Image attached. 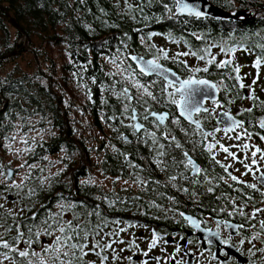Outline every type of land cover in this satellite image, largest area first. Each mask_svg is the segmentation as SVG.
Wrapping results in <instances>:
<instances>
[{"label": "trees", "instance_id": "1", "mask_svg": "<svg viewBox=\"0 0 264 264\" xmlns=\"http://www.w3.org/2000/svg\"><path fill=\"white\" fill-rule=\"evenodd\" d=\"M208 1L218 7L219 13L196 18L177 13L172 0H159L150 5L148 0H127L141 5L142 11H129L125 0H0V70L6 68L4 74L0 73V165L4 172L0 175V201L3 205L9 204L5 210L33 203L32 212L42 219L45 209L41 205L56 212L61 203L83 201L91 209L96 202L91 205L86 200L89 191L92 188V194L97 196L101 185H82L81 181L93 179L94 172L102 182L107 178L117 182V177L133 181L130 173H125L127 168L123 166L121 153H129L134 160L142 161L152 153L151 146L150 143L148 146L133 143L134 135L130 143L119 138L132 135L131 129L125 127L130 121L121 116L122 108L117 98L102 91L113 82L105 73L113 71L111 59L119 54L129 57L131 53H139L151 58L154 53V50H148L151 44L168 50L172 56L189 47L193 50L201 48L196 35H201L204 30L210 38L217 39L228 34V29L233 26L264 25L263 0ZM164 4L172 9L171 13L163 7ZM233 10H244L257 16L253 19L249 15L227 17L229 13L233 14ZM173 14L174 18L170 19ZM145 16L148 19H144ZM8 17H12L19 27ZM137 29L141 31L137 32ZM148 33L157 35L148 40ZM255 33L262 34L255 30L233 32L229 41L243 42L255 49V44L259 43ZM169 34L181 43H173L168 39ZM162 39L167 41L159 44ZM166 42L179 47L166 45ZM23 53H29L31 57L33 70L30 75L20 69L18 59ZM161 62L173 64L171 60ZM127 63L135 68L130 58ZM141 79L144 82L147 78ZM119 87L117 85L118 90ZM105 99L107 104L103 102ZM113 116L117 118L111 119ZM13 135L17 136L15 142L5 138ZM20 135L26 136L28 144L21 142ZM8 145L11 146L9 152L14 153L12 162L5 159ZM113 146L119 151H114ZM18 149L21 151L17 152ZM91 157H96L92 160V174L89 167ZM28 165L36 167L31 170V178L25 180L29 175ZM7 166L15 169V175L9 181L5 180L4 168ZM143 170L161 182L157 186L165 185L164 176H159L163 172L152 165ZM57 172L60 174L54 175ZM49 176L51 179L46 183H51V188L40 190L37 187L31 200L20 199L16 205L6 199L7 194L18 199L16 189L9 193L6 184L23 181L25 188L20 194L23 197L28 188L36 186L37 178ZM111 188H115L111 194L132 193L122 186ZM57 194L68 199L61 201ZM32 212L23 215L31 216ZM117 212V207L110 208L108 202L104 204L102 213L107 217L117 218ZM88 258L95 259L94 256Z\"/></svg>", "mask_w": 264, "mask_h": 264}, {"label": "snow or ice", "instance_id": "2", "mask_svg": "<svg viewBox=\"0 0 264 264\" xmlns=\"http://www.w3.org/2000/svg\"><path fill=\"white\" fill-rule=\"evenodd\" d=\"M159 0H148V4L158 3ZM176 7V11L180 13H187L190 16L196 18H202L209 15L207 12L208 0H204L205 11H201L199 5L186 3L185 0H172ZM127 3L129 11L139 10L142 11V7L139 4ZM163 7L169 12L172 9L164 4ZM135 19V17H132ZM174 18V14L169 17ZM144 19H148L147 16ZM137 32L141 31L139 29ZM127 35V34H125ZM157 33H148L147 39L151 40L152 36ZM193 35H196L193 33ZM254 35L260 36V33ZM198 40L203 38L200 35H196ZM168 39L173 43L179 44L181 40L169 34ZM264 39V37H261ZM144 41V37L141 36V42ZM187 43V41H183ZM123 44L124 42L121 41ZM127 48V45L124 44ZM255 49L259 52L253 61V67L257 69V77L252 80L250 85H246L244 77L241 76V65L235 62V54L238 50L251 54L254 49L246 47L243 42L229 43L223 41L220 43L206 44L203 48H197L193 50L191 47L183 52H177L175 55L170 56L168 50L164 48H157L156 45L151 44L148 46L149 52L154 53L150 59H146L143 55H130V57H123L122 54L113 56L111 63L113 65V71L105 73V75L112 78L111 85L102 89V91H108L117 98L118 105L122 108L121 116H126L132 123L125 125L131 129L132 134L137 136L138 141L148 145L150 142L151 150L155 153L151 157V162L154 163L161 172H166L169 169L168 163L162 159L167 157L170 151L180 150L177 156L170 157L172 166H182L184 171L179 173L180 179L188 182L192 185V188L178 187L177 175H170L168 184L173 188H177V191H182L188 195L189 199L193 203H198L200 197L208 196V194L215 193L219 187L220 182H223L229 189L243 195L232 196L227 192H222L220 196H216V200H224L225 206L218 209H212L213 212L226 213L227 216H238L243 218L245 223H249L252 220H257V217L264 214V208L256 207V201L251 195H248L244 188H234L231 182L244 185L247 189H251L253 192H259L261 196H264V149L257 146L253 140V136H259L261 141H264V135L259 132L253 133L248 131L244 127L245 121L237 119L232 115L230 110H224L218 114L220 116L219 123L223 124V127H216L212 131H207L202 123L200 114L204 113L211 116L216 113L217 108H223L224 105L220 99L217 98L218 93H223L225 97L229 92L235 90L236 98L248 99L253 102L252 107L241 109L237 115L243 113H251L253 108L264 109V100L256 95L255 85L259 79V69L264 65V43H256ZM218 48V53H213L212 49ZM119 51V50H118ZM222 54L224 58L217 59V55ZM181 57H192L198 61L203 62L201 66H191L187 59H181ZM135 62V68L129 63L128 59ZM171 60L173 64L180 65L185 73L186 78H182L173 71L171 68H167L161 61ZM220 70L219 74L225 77L228 81H234L235 83L229 85L221 81H212L205 77L197 76L198 73H206L211 75L210 68ZM138 69V72L137 70ZM118 77V79H117ZM155 77V79H152ZM141 78H147L142 82ZM95 83V80H93ZM159 84V91L155 93L151 90L155 85ZM119 85V90L117 89ZM241 89H247L248 94L240 97L239 91ZM135 90V91H133ZM264 91V88L261 89ZM211 101L213 107L210 109L205 107V102ZM107 104V100L103 101ZM227 103H235L234 98L227 97ZM163 104L165 107L174 106L171 111L157 112L154 110L153 105ZM178 113V114H177ZM138 117H141L143 121L151 123L156 129H160L165 125L167 121L169 124L175 125L179 132L184 133L185 137H188L187 142L192 144L191 151L196 152L197 148L200 149L199 155H206L211 165H219L225 175L216 174L214 176L208 175V170L203 169L193 156L190 155L189 150H184L183 144L177 139V136L172 134L170 130L160 132L157 135V131H150L145 123L138 122ZM113 116L111 119H116ZM152 118V119H150ZM181 119L187 121V126L181 124ZM124 123L123 120L120 121ZM259 128L264 129V118H261L258 122ZM116 130V129H114ZM223 133L220 139H217V133ZM234 133V135H233ZM142 134V135H141ZM146 137V138H142ZM193 137H197L193 139ZM13 142L16 141L17 136L5 137ZM125 142H129L128 138L124 135L119 137ZM161 138L166 143H161ZM222 139L228 141H236L237 143H231L225 146L221 143ZM20 140L24 144H28V139L25 135H20ZM33 142L34 138H33ZM10 151L11 146H6ZM236 148L239 152H243L244 156L241 159L237 152H233L231 149ZM114 151H119L113 146ZM21 150L18 149L17 152ZM23 151H30V149H24ZM219 153H224L223 161L217 159ZM124 156L127 166L130 169H139L143 171L140 165L132 163L128 159V155L121 153ZM231 160L233 163H225L224 161ZM240 163L243 165L245 171L241 173V176L234 175L230 168H234V163ZM27 164V162H25ZM21 165L20 167H24ZM36 165H28L29 175L25 176V180L30 179V173ZM3 166L0 165V175H4L2 170ZM42 172L43 169H40ZM60 171H63L61 169ZM239 172V169H234ZM57 172L54 175L58 176ZM251 174L254 177V182H248L241 177ZM13 170L9 168L7 170V178H11ZM130 177L133 183L140 186L142 190H147V186L150 181L149 178L141 177L139 171L130 172ZM51 177H39L37 178V184L35 187L28 188L24 196L21 197V190L25 188L23 181L21 183L6 184V188L9 193L12 189H16L17 200L14 204L19 205L20 199L31 200V197L35 195L37 187L40 190L45 188L50 189ZM117 177L116 180H119ZM116 181L114 180L113 183ZM93 179L81 181L82 185L94 184ZM127 183V181H125ZM152 183L160 184V181H153ZM58 199L64 201L68 198L62 194H57ZM114 198L108 200V205L113 208L117 202L125 203L126 199H122L115 193ZM96 199H101L97 197ZM107 199V198H104ZM134 203L139 197L130 198ZM173 203H178L173 197H169ZM264 203V201H261ZM35 205L33 203L25 204L23 207H17L15 210L7 209L3 204H0V264H118V262L126 260L128 264H135L133 256L137 253L147 257L139 262V264H149V259L155 261V264H161V257H149V253L157 248L161 242V236L152 230V236L148 241L147 250H141L139 244L135 239L125 242L121 238V233H127L129 228L139 227L140 225L132 221H124L120 218H109L104 215L99 209L100 205L97 204L91 209L84 204L83 201L61 203L59 209L56 212H51L45 205H41V208L45 209L43 218H39L36 212H32ZM150 207L160 209L161 206L152 202ZM251 208V211L245 209ZM32 212L31 216H24L23 213ZM66 214L68 218H66ZM146 214V213H145ZM179 216L187 221L188 225L202 232L203 241L208 245H212L214 241L219 242L221 249L219 254L217 252H211L209 248H205L203 251L197 253L188 245H193L199 248V243L192 239H186L181 237L182 240H186V243L181 246L176 243L174 251L164 257L165 264H201L200 258L207 251L211 256V259L216 264H236V258L231 256L230 252L224 250L226 248H235L240 251L236 244L232 243L231 233L225 238L222 237V227L224 229H231L236 235L241 234V230L245 228V223L233 224L227 220H217L215 230L211 228H201V223L206 221L197 220L192 216H187L185 213L180 212ZM259 231L253 233V240H261L264 243V239H261V234L264 233V219L258 220ZM255 228V224L250 225ZM15 233V234H13ZM42 237L48 238L47 241L42 240ZM199 240V238H197ZM244 239L239 241L240 245L244 244ZM251 243V241H249ZM164 244L169 241L164 240ZM114 245H126L117 250ZM255 248V245H253ZM110 250V251H109ZM131 251L132 255L121 256L124 251ZM161 251L166 249L161 248ZM256 252L264 254V247L257 248L255 251L252 248L248 249L247 256L249 258V264H254L251 261V257L256 255ZM183 253V255H180ZM94 256L95 259H89L88 257ZM179 256V258H177ZM261 264H264V255L261 256Z\"/></svg>", "mask_w": 264, "mask_h": 264}, {"label": "flooded vegetation", "instance_id": "3", "mask_svg": "<svg viewBox=\"0 0 264 264\" xmlns=\"http://www.w3.org/2000/svg\"><path fill=\"white\" fill-rule=\"evenodd\" d=\"M264 1V0H263ZM242 12V16L249 15L250 19H253L256 17V14L250 15L248 11L239 10ZM264 16V13H262ZM261 14V15H262ZM260 16V15H259ZM221 28V27H220ZM227 29V28H226ZM257 31L261 32L262 34L258 36V42L264 43V39H261V37H264V25H258V26H233L228 29V34L222 35L219 38H210L207 34V31L204 30L202 34L200 35L203 39L201 41V48H203L206 44H210L213 42L220 43L223 41L230 42L229 39L232 38L233 32H241V31ZM246 47L252 48L249 45H246ZM253 49V48H252ZM213 53H218V48L212 49ZM259 50L254 49L251 54L247 52H243L238 50L235 54V62L239 63L241 67V76L244 77V83L246 85H250L252 83V80L257 77V69H255L253 65V61L256 58V55L258 54ZM224 58L222 54L217 55V59ZM189 65L195 67V66H201L203 67V62L196 60L195 58H187ZM166 67L172 68L174 71L177 72L178 75H180L182 78H186L187 73H185L184 69L178 65V64H171L167 65L166 63L162 62ZM220 70L215 69V67L210 68L211 75H208L206 73H198L197 76L205 77L207 79H210L214 82L224 80L225 83L231 85L235 83L234 81H228L225 79V77L221 76L219 74ZM152 79H155V77H152ZM160 85H155L152 90L155 93H158ZM255 87L256 95L260 98V100H264V91H261L262 88H264V65L261 66L259 69V79L257 80V85L253 86ZM248 94L247 89H241L239 91V96L243 97ZM227 97L234 98L235 103L228 104L227 103ZM227 97L224 96L223 93H218L217 98L220 99L221 103L224 105L223 108H217L216 113L208 116L207 114L201 113L200 118L202 119V123L207 131H212L216 127H223L222 123H219L220 116L218 114L222 113L224 110H230L231 114L236 116L237 119H241L245 121L244 127L248 129V131L256 133L259 132L261 135H264V129L259 128V120L261 118H264V109L261 108H253V111L251 113H243L242 115H237L238 112H240L241 109L252 107L253 102L248 99L243 98H236V92L233 90L232 92H229L227 94ZM205 107L212 108L213 105L211 101L205 102ZM154 110L157 112H164V111H171L174 109V106L165 107L163 104L160 105H153ZM178 114V113H177ZM152 119V118H150ZM130 121V120H129ZM138 121L140 123H145L146 127L150 131H157V135H160V132L162 131H168L170 130L172 134L177 136V139L180 140V142L184 146V150H189L190 155L193 156V159L196 161L198 166H200L203 169L208 170L209 176H214L216 174L225 175L223 173V170L219 167V165H211L209 159L206 155H199L200 149L197 148L196 152H192V144L188 143V137H185L184 133L179 132L177 127L175 125L169 124L167 121L165 122V125L161 126L160 129H156L154 125L151 123L143 121L141 117H138ZM130 123H132L130 121ZM129 123V124H130ZM181 124L183 126H187V121H184L181 119ZM142 135V134H141ZM234 135V133H233ZM128 138V141H131L132 135H124ZM223 136V133H217V139H220ZM146 138V137H145ZM197 137H193V139H196ZM125 142V141H124ZM140 143L142 142L138 141L137 136L135 137L133 143ZM161 143H166L162 141V138L160 140ZM254 142L257 146L264 149V141H261L259 139V136H253V140L250 141ZM150 143V142H149ZM221 143H224L225 146H228L231 143H237L236 141H228L226 139H222ZM148 146V145H147ZM151 148V147H150ZM150 150V149H149ZM233 152H237L238 156L242 159L244 156L243 152H239L238 149L232 148ZM180 150L170 151L167 157H164L165 161L169 165V169L166 172H163L159 174V176H164L163 181L165 182L164 186H157V184L152 183L154 180L151 176H149L145 171H140L139 169H130L127 166V162L124 159L123 166L127 168L125 173H130L132 170L139 171V175L141 177L149 178V185L147 186V190H142V188L130 181V183L133 184L132 187H123L122 189H129L132 193L126 194V193H119V197L122 199H126L125 203H119L115 205V207L118 208L119 212H117V218H120L124 221H132L138 223L139 227L129 228L127 233H121V238L125 240V242L135 239L136 242L139 244L141 250H147L148 241H150L152 236V230L155 229L156 232L161 236V242L158 244L157 248L153 249L149 253V257H161V264H165L164 257H166L168 254L172 253L174 251V246L176 243H179L181 246H183L186 243V240H182L181 237H186V239H192L199 243V248L193 245H188L189 248L193 249L197 253V256H199V253L203 251L205 248H209L211 252H217L219 254V249H221L223 246L219 244V242L214 241L212 245H208L207 242L203 241V233L199 230L192 228L190 225H188L187 221H184L182 217L179 216L180 212L185 213L187 216H192L197 220L206 221L204 223H201V228H211L215 230L216 228V221L217 220H227L233 224H241L245 223L243 218L238 216H232L229 217L226 215V213H219L213 212L212 209H218L219 207L225 206L226 202L224 200H216V196H220L222 192H227L231 194L232 196H238L243 195L242 193H237L232 191V189H229L227 185H225L223 182H220L219 187L216 189L215 193L208 194V196L200 197V200L198 203H193L192 200L189 199L188 195L185 194L182 191H177V188H173L170 184H168V179L170 175H177V185L178 187H185V188H192V185H190L188 182L180 179L179 173L183 172L184 169L182 166H172V161L170 157L177 156L179 159L178 153ZM128 159L134 163L141 166V168H145L146 166H153L157 170V166L151 162V157L155 155V153L152 151L151 154H148L147 158L143 157L142 161H136L133 159L132 155L127 153ZM139 158L142 156L136 155ZM224 153H219L217 155V159H220L223 161ZM133 160V161H132ZM225 163H233L231 160L224 161ZM89 167L91 168V174L93 173L92 168H94V164L92 161V157L90 158ZM234 169H239V172L234 171ZM229 171H232L234 175L241 176V173L245 171L243 168V165L236 162L234 163V168H230ZM161 172V171H159ZM245 181L248 182H254V177L249 174L247 176L241 177ZM233 184L234 188H244V191L253 197V199L256 201L255 206L264 208V203H261V201H264V196H261L259 192H253L251 189H247L244 185L237 184L236 182H231ZM121 189V188H120ZM115 188L106 189L104 186L101 185V188L98 189L97 196H94L92 194L93 189L91 188L88 194L87 201L90 202L91 205L99 204L100 205V211L102 212L104 210V204H107L108 200H111L114 198L113 194H111ZM117 195V194H116ZM97 197H100L101 199H96ZM132 197H139L138 200H136L134 203L131 201L130 198ZM169 197H173L178 203H173L172 200L169 199ZM107 198V199H104ZM152 202H155V204L160 205L161 208H155L150 207V204ZM246 211H251V208L245 209ZM146 213V214H145ZM264 219V214H261L257 217V220H252L249 223H245V228L241 230L240 235H236L235 232H233L231 229H224L222 227V237H227L230 233L232 235V243L236 244L240 251H237L235 248H226L224 247V250H227L230 252L231 256L236 258V264H249V258L247 256L248 249L252 248L253 251H255L257 248L264 247V243H261V240H253L252 236L253 233L259 231V225L258 220ZM255 224L256 227L252 228L250 225ZM199 238V240H197ZM241 239H244V244L240 245L239 241ZM261 239H264V233L261 234ZM42 240L47 241V239L43 238ZM167 240L169 243L164 244L163 241ZM251 241V243L249 242ZM253 245H255V248H253ZM121 247H126V245H117V250ZM161 248L166 249V251H161ZM132 255L131 251H124L121 253V256H128ZM180 255H183L181 253ZM264 254H261L259 252H256V255L251 257V261L254 262V264H261V256ZM179 258V256L177 257ZM201 264H216L215 261L211 259V256L207 251L204 252V255L202 257H199ZM148 259L147 257H144L143 255L137 253V255L133 256V261L135 264H139L140 261ZM118 264H128V261L123 260L118 262ZM149 264H155V261L152 259H149Z\"/></svg>", "mask_w": 264, "mask_h": 264}, {"label": "rangeland", "instance_id": "4", "mask_svg": "<svg viewBox=\"0 0 264 264\" xmlns=\"http://www.w3.org/2000/svg\"><path fill=\"white\" fill-rule=\"evenodd\" d=\"M236 5H238V4H236ZM231 13H233V14H235V13H237L238 15H241L242 14V12L241 11H236V10H233ZM238 17V16H237ZM162 41H167L166 39H162L161 41H159V44H161L162 43ZM27 44V43H26ZM167 44H169L168 42H166V45ZM169 45H171V44H169ZM172 47H179L178 45H171ZM187 58H191V57H186L185 59H187ZM18 61H19V64L22 66L20 69H21V71H27L26 73H28L29 75L31 74V72H32V64H31V57H30V54L29 53H23L21 56H19V59H18ZM8 68H10V65L9 66H7V69ZM5 70H6V68H2L1 70H0V73L1 74H4L5 73ZM13 157H14V153L13 152H9V150H7V152H6V155H5V159L7 160V161H9V162H12V160H13ZM96 158V157H95ZM94 157H92V160L93 159H95ZM5 169V168H4ZM20 176V173L18 174V177ZM97 172H94V174H93V180L95 181V183H97V184H100V185H102V186H104V188H106V189H110V187H115V186H117V187H132L133 186V184L132 183H130V182H128L127 180H118L116 183H113V181L114 180H109L108 178L107 179H105V181L104 182H102V180L101 179H97ZM6 180V179H5ZM7 181V180H6ZM125 181H127V183H125ZM1 202H3L2 200L0 201V203ZM2 204V203H1ZM6 206H9V204L8 205H6V204H4V207H6Z\"/></svg>", "mask_w": 264, "mask_h": 264}, {"label": "water", "instance_id": "5", "mask_svg": "<svg viewBox=\"0 0 264 264\" xmlns=\"http://www.w3.org/2000/svg\"><path fill=\"white\" fill-rule=\"evenodd\" d=\"M185 2L186 3H189V4H194V5H199V7H200V10L201 11H205V6H204V0H185ZM219 9H218V7H216L215 5H213L212 3H210L209 1H208V7H207V12L209 13V15H217L218 13H219ZM177 13H180V12H177ZM181 14H187V13H181ZM238 16V14L237 13H235V14H228L227 15V17H230V18H234V17H237ZM8 19H9V21L10 22H12L14 25H16L17 27H19L18 26V24L14 21V19L12 18V17H8ZM26 40V39H25ZM130 55H142V54H139V53H131V54H129V57H130ZM144 56V55H143ZM146 59H150L149 57H147V56H144ZM133 63L135 64V62L133 61ZM165 66V65H164ZM166 67V66H165ZM167 68H169V67H167ZM172 69V68H171ZM138 70V69H137ZM173 70V69H172ZM174 71V70H173ZM139 122V121H138ZM9 168H11L12 170H13V175H12V177L11 178H7V176H6V173H7V170L9 169ZM5 176H6V180L7 181H9V180H11V179H13V177H14V175H15V169L13 168V167H11V166H7V167H5ZM6 199L8 200V201H15V197H12L11 196V194H7V196H6Z\"/></svg>", "mask_w": 264, "mask_h": 264}]
</instances>
